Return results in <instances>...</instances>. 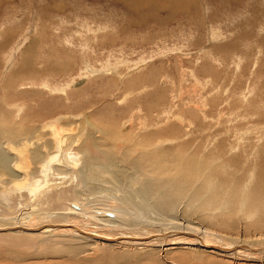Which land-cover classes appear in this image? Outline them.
I'll use <instances>...</instances> for the list:
<instances>
[{
    "label": "bare ground",
    "instance_id": "6f19581e",
    "mask_svg": "<svg viewBox=\"0 0 264 264\" xmlns=\"http://www.w3.org/2000/svg\"><path fill=\"white\" fill-rule=\"evenodd\" d=\"M120 1L130 6L131 11H138L157 0ZM31 15L30 27L21 40L14 42L9 33L0 34V264H183L181 259H172L177 253L183 255L177 258L188 256L198 264H264V137L238 135L236 128L233 137L221 135L219 118L231 119L226 116L228 113L217 112L213 121H209L200 101L198 109H194L200 121L187 123L177 117L164 122L162 116L156 123V117L150 116L152 122L140 123L146 128L138 130L129 122L121 126L112 118L94 120V110L71 117L52 116L56 104L49 95L67 101L68 93L85 83L87 76L65 83L64 87H55L53 79L42 75L36 86L38 90H31L38 73H65L78 63L75 45H71L73 33L63 29L62 24L58 30L64 37L56 43L67 54L58 56L53 49L51 55L47 53L48 46L42 44L39 52H32L34 43L29 36L37 33L40 18L37 19L36 12ZM93 25L97 28L87 27L84 35L97 38L106 32L104 25L98 27L96 22ZM76 34L83 36L81 30ZM213 36L218 38H211L215 43L223 38ZM35 53L40 54L42 63L47 61L42 72L32 60ZM54 58L59 59L61 67L56 62L53 64ZM87 70L90 72L91 66ZM93 71L99 77L109 76V82L120 78L117 70L106 66ZM155 71V68L151 70ZM19 82L22 84L18 85ZM157 84L152 93L160 96L164 86L159 84L164 83ZM153 88L145 93L149 95ZM128 90L126 100L137 95L135 89ZM31 94L39 100L45 95L54 98L53 104H36L37 100L30 101ZM137 121L133 125H138ZM208 129L214 133L207 141ZM134 130L137 133L127 135ZM245 143L254 149H246ZM146 154L150 159L143 163L142 156ZM142 165L153 173L147 176ZM179 172L181 176H175ZM192 173L197 178L201 176L197 189L200 203L202 194L206 193L202 190L207 186L211 198L223 197L220 208L216 209L210 201L202 205L207 213L202 214L195 211V205L173 196L178 192L180 196L186 178ZM216 228L222 231H215Z\"/></svg>",
    "mask_w": 264,
    "mask_h": 264
},
{
    "label": "rangeland",
    "instance_id": "374dc122",
    "mask_svg": "<svg viewBox=\"0 0 264 264\" xmlns=\"http://www.w3.org/2000/svg\"><path fill=\"white\" fill-rule=\"evenodd\" d=\"M161 1L166 0H157L149 4V7L138 11L132 9L131 11L128 9L130 6H126L120 0H0V34L9 33L14 42L17 39L21 40L22 35L27 31L26 28L30 27L29 22L32 21L31 14L36 12L37 19L40 18V20H37L36 24L37 33L35 31L34 34L29 36V40L31 39V42L35 44H31V47L34 48L32 52H39V44H42L48 46L49 52L47 53L52 55V50L54 49V54L64 56L65 53L67 54V51L64 48L60 49L56 43L60 38L64 37V35H60V31L58 30L60 29L59 24L64 25L63 29L66 28L68 32L73 33L74 44L72 41L71 45H75L74 51L77 54L78 52L80 53V55L76 54L78 62L76 68L73 65L70 68L71 70L65 71L66 74L62 72L46 73L41 70L47 65V61L42 63V60L39 58L40 54L37 56V53H35L36 56L34 55L35 60L32 59L36 69L42 72L35 76L33 80L34 84L32 82L34 87L31 86L30 88L33 91L38 90L36 86L39 85L42 75L49 76H46L48 80L53 79L52 82L55 81V87L57 85L58 87H64L65 83L74 82L80 76H87L85 83L81 84L77 90L68 93L67 101L57 99L60 96L48 94L55 98V112L53 111L52 116L68 115L71 117L94 110L95 114L92 117L94 120L112 118L114 122L116 121L115 123L121 124V126L129 122L131 127L133 126L132 128L138 130V128H146L141 127V124L152 122L149 119L151 118L150 116L156 117V123L162 116L164 122L177 117L183 121L186 120L185 122L187 123H192L195 120L196 122L200 121L198 117H195L197 113L194 112L195 108L198 109L200 101L205 106L206 113L209 114V121L214 119L213 116L217 112L223 115H226L224 113H228L226 116L231 119L227 120L222 116L219 118L221 127L218 133L221 135L227 134L233 137L235 135L233 129L236 128L238 135L246 133L256 138L259 136L264 137V0H167L166 3ZM164 6L169 7L170 10H167ZM150 14H153V16ZM160 20L162 21L160 22ZM93 22H96L98 27H102L99 25L106 27V32L102 35L99 34L97 36L98 39L93 36L84 35L87 34L85 33L87 32V27H92V30L97 28L96 25L92 26ZM81 24H83L82 27ZM78 30L82 31V37L76 34ZM216 31L219 32L217 33ZM212 32L214 33L213 35L217 34V36L220 35L223 38H219L215 43L213 39L217 37L215 36V38ZM81 40H89L90 42ZM79 45L85 46L86 49L82 47L80 49ZM68 49L73 51L72 47ZM160 51H163V53ZM200 56H202L201 60ZM197 59H199L198 62H196ZM87 61H89L88 64H86ZM144 61L146 62L144 63ZM40 62L43 68H40ZM55 62L57 63L56 65L61 67L59 59L54 58L53 64ZM228 62L233 64L228 66ZM89 66H91V70L90 72L87 70V72L86 68ZM104 66L110 70L112 68L117 70L120 73V78L109 82V76L107 75L102 76L98 74L100 77L96 76L93 70H100ZM138 66H141V68L134 70ZM153 68L156 71L158 70V72H151ZM207 68L208 70H206ZM199 69L203 71L199 73ZM208 71L210 74H208ZM94 73L96 77L93 76ZM182 75H185V77ZM137 76L140 79L138 84L136 80ZM181 79L184 80L182 81ZM156 82L164 83L163 85L159 84L160 87L164 86L163 94L160 96L152 93L154 89H157L158 84ZM20 84L22 83L19 82L18 85ZM123 85L128 86L124 87ZM153 86L154 88L151 93L149 95L146 94L149 93V90ZM148 87L151 88L148 89ZM128 88L132 92L137 91V95H135L137 99L134 96V98L130 97L126 100L127 95L129 96ZM180 88L182 90H179ZM167 95L169 96L167 97ZM211 95L215 96V101ZM6 96H8L7 93ZM131 98L135 101L133 102ZM244 98L247 101H244ZM40 99L35 95H30V101L34 102L37 100L34 102L36 104L49 105L53 102L46 95L40 96ZM160 99L163 101L160 102ZM23 101L25 102L26 99H23ZM155 104L156 106H154ZM179 104L181 108H179ZM210 111L213 113L211 114ZM242 118L245 119L242 120ZM139 119L142 121L140 122ZM232 119L233 123H231ZM134 120H138V123H136L139 126L133 125ZM209 124L212 125V123ZM208 130L207 141L213 135L212 133H214L213 130ZM135 132L136 130L130 131L127 135H133ZM229 139L231 142L232 139ZM202 141L203 143L205 142V140ZM123 144L125 145V143ZM243 147L254 149L248 143H245ZM148 154L142 156L143 163H147L150 159L147 158ZM141 168L147 176L153 173L147 171L143 165ZM154 174L157 175L158 171H154ZM176 175L181 176V173L179 172ZM193 175L192 173L186 178L187 183L185 189L180 191V196L178 197L179 192L173 194V196L175 195L176 198L184 201L186 204L195 205V211H199L202 214H207L203 212L206 209L201 208L202 205L210 201L215 203L216 209L220 208L221 203L224 201L223 197L211 198L210 191H207V186L205 190H202L203 192L206 191V193L202 194L203 202L200 203V198L197 197V189L202 180L200 179L201 176L197 178ZM186 215L188 216L189 214ZM215 231L221 232L222 230L218 228ZM178 256L183 255L177 253L171 257L176 261L178 259L183 260V264H198L195 260L194 262L191 261L188 256L177 258Z\"/></svg>",
    "mask_w": 264,
    "mask_h": 264
}]
</instances>
